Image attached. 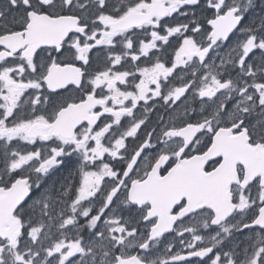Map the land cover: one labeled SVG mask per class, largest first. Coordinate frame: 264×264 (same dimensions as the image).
<instances>
[{
    "label": "snow or ice",
    "instance_id": "6c2138e0",
    "mask_svg": "<svg viewBox=\"0 0 264 264\" xmlns=\"http://www.w3.org/2000/svg\"><path fill=\"white\" fill-rule=\"evenodd\" d=\"M0 264H264V0H0Z\"/></svg>",
    "mask_w": 264,
    "mask_h": 264
}]
</instances>
